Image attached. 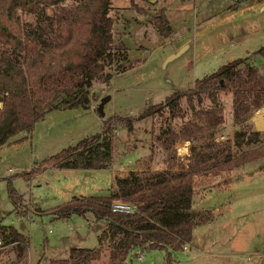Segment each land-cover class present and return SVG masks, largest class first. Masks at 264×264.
Listing matches in <instances>:
<instances>
[{
    "label": "trees",
    "instance_id": "16d2710c",
    "mask_svg": "<svg viewBox=\"0 0 264 264\" xmlns=\"http://www.w3.org/2000/svg\"><path fill=\"white\" fill-rule=\"evenodd\" d=\"M111 5V0H0V146L15 134L31 131L52 111L90 107V89L107 77L109 69L116 66L126 72L135 66L137 61L129 60L124 42L115 44ZM22 15H32L34 21ZM152 20L163 37L170 35L164 12ZM251 55L264 60V46ZM222 94L232 96L233 120L239 129L223 141L212 136L197 144L198 135L214 134L225 123ZM263 107L264 61L258 66L250 58L224 64L197 79L192 88L150 104L136 118H161L157 139L166 150L180 140H190L189 163L182 162L180 168L171 164L158 170L131 169L115 176L110 194L74 196L40 209V214L56 218L92 212L106 221L97 246L72 247L68 257L52 259L50 264H79L99 257L105 247L111 248V264H125L133 251L146 246L167 249L169 264H175L172 250L184 249L194 227L214 217L211 211L193 209L196 175L219 174L264 158V131L249 123ZM177 119L183 120L179 128L173 123ZM111 120H105L101 133L84 136L42 158L35 167L7 177L12 210L28 214L26 198L11 185L12 177L30 178L51 166L110 167ZM121 120V116L116 119ZM117 198L137 203V210H114ZM0 240L5 245L22 243L25 251L27 236L13 224L0 223Z\"/></svg>",
    "mask_w": 264,
    "mask_h": 264
},
{
    "label": "rangeland",
    "instance_id": "374dc122",
    "mask_svg": "<svg viewBox=\"0 0 264 264\" xmlns=\"http://www.w3.org/2000/svg\"><path fill=\"white\" fill-rule=\"evenodd\" d=\"M239 1L242 6L253 5L255 1V7L226 23H217L236 0H111L115 44L124 42L129 60L137 61L135 66L126 72L118 71L116 66L109 69L107 77L96 81L90 89V107L52 111L31 131L21 133L23 136L15 134L0 146L3 149L0 151V223L13 224L29 237V256L20 264H35L39 258L41 261L37 263L50 264L52 259L68 257L72 247H95L106 225L105 220L94 219L91 212L87 216L75 213L66 218H56L50 213L35 216L40 209L69 200L74 194H106L115 182V174H126L134 168L149 171L171 164L180 168L182 162L189 163L190 140H180L173 149L166 150L157 139L161 118L139 120L136 117L150 104L165 101L174 91L192 88L197 79L238 58H250L252 63L261 66L264 60L260 56L253 58L251 54L264 46V10L260 9L264 0ZM163 7L173 20L174 30L189 28L184 38L192 40V47L187 50V46L167 67L164 63L171 55L169 51L179 47L184 39L174 30L168 37L158 34L152 18L165 13ZM22 18L34 21L32 15H22ZM209 20L217 24L207 27ZM239 35H242L241 41L219 46L221 41ZM242 47L249 49V56L241 51ZM108 94L111 99L105 104L102 116L99 104ZM220 101L225 123L214 134L198 135L197 144L209 141L212 136L223 141L239 129L233 120L231 94H222ZM120 116L124 120L116 121ZM128 117L134 119H126ZM108 118L112 119L110 167L51 166L34 177H12L11 185L26 198L27 215L34 216L17 218V212L12 210L7 177L35 167L42 158L84 136L101 133ZM259 121L263 123L261 127ZM182 122L173 121L177 128ZM249 123L264 131V107ZM30 134L32 146L28 144L20 150L10 148L12 142H20ZM124 163L129 167L120 168ZM193 198V204L212 209L214 217L195 228L197 245L193 251L172 250L175 264H264V158L219 174L196 175ZM215 206H221L222 210H215ZM196 247L202 251L205 247L207 251H195ZM111 252V248L105 247L99 257L92 256L79 264H111ZM138 252L144 255L142 259L138 258ZM125 264H169L168 250L150 246L138 248Z\"/></svg>",
    "mask_w": 264,
    "mask_h": 264
},
{
    "label": "crops",
    "instance_id": "0c3cea01",
    "mask_svg": "<svg viewBox=\"0 0 264 264\" xmlns=\"http://www.w3.org/2000/svg\"><path fill=\"white\" fill-rule=\"evenodd\" d=\"M153 1H155V0H153ZM112 6V5H111ZM235 6H239V8L238 9H234L233 7H235ZM113 7V6H112ZM254 7H255V1H254V4L253 5H244V6H242V2H237V0H236V3H234L231 7H229L228 9H227V11L225 12V14L223 15V16H221V17H219V21L217 22V23H226L229 19H231V20H233V17H235V16H237L238 14H244L245 12H248V11H250L251 9H254ZM263 7H264V5H261V8L260 9H263ZM163 8H165V14H166V16H167V18H168V20H169V22H170V26H171V28H172V31L174 30V27L171 25V22L173 21L171 18H169L168 17V15H167V13H166V7H163ZM264 10V9H263ZM175 20H179V19H175ZM217 23H214L212 20L210 21H207V27L209 26V27H213V25H216ZM175 24V23H174ZM177 24H179V25H181L182 24V22H178ZM183 24H184V22H183ZM183 27H185V26H183ZM195 29V28H194ZM188 31H190V29L189 28H186L185 30H183V31H180V30H177V31H173V32H179L181 35H182V37H180V38H183L184 39V42L179 46V47H174L172 50H170L169 51V53L168 54H172V53H175V52H177L178 50H180L181 48H184V47H187V46H189V48L187 49V50H189L191 47H192V40H191V38L189 37V38H184L186 35H187V33H188ZM158 34H159V32H158ZM242 36V35H241ZM241 36L239 35V36H237V37H231V39H229V40H223V41H221L220 43H219V46L220 47H224V46H226L229 42H232V41H236V42H238V41H241ZM241 51H243L244 53H246L247 54V56H249V49H247V48H245V47H242V50ZM176 59V58H175ZM169 63V62H168ZM168 63L165 65V67H167V65H168ZM33 135V134H32ZM32 141H33V136H31V134L27 137V138H24L23 140H21L20 142H12L9 146H10V148L11 149H14V150H20V149H24L25 148V146H27L28 144L30 145V146H32ZM3 145V144H2ZM188 147H187V145H186V149H187ZM0 151H3V149L0 147ZM112 167V166H111ZM59 168H68V167H59ZM120 168H123V165H122V167H120ZM119 169V168H118ZM134 169H138V168H134ZM163 169V168H162ZM120 175H123V174H120ZM115 176H116V174L114 175V179H115ZM32 177V176H31ZM33 177H34V175H33ZM113 188H114V181H113V185H112V187L110 188V190H109V192L108 193H106V194H110L111 193V191L113 190ZM213 190V188H209V191H212ZM93 194H96V193H93ZM84 195H91V194H74L72 197H74V196H84ZM29 199V198H28ZM193 200H195L194 198H193ZM33 201H35V200H33ZM35 202H37V201H35ZM37 203H39V202H37ZM193 209H196V210H212V209H210V208H201L200 207V205H197L195 202H194V204H193ZM214 209L215 210H218V211H220V210H222V207L221 206H215L214 207ZM212 213H213V210L211 211ZM92 213V212H91ZM89 213H87V215H88ZM93 214V213H92ZM36 215H38V216H40V215H42V214H38V212H37V214H35V216ZM86 215V216H87ZM15 216L18 218V217H20L21 215H19L18 213H15ZM27 216H29V218H31V216L30 215H27ZM34 217V216H33ZM32 217V218H33ZM31 218V219H32ZM93 218L95 219V216H94V214H93ZM213 220V219H212ZM209 221H211V220H209ZM199 225H201V224H199ZM199 225H196L195 227H194V230H195V228L197 227V226H199ZM106 226V225H105ZM194 230H193V238H192V240L187 244V247H185L186 249H188L189 251H193V247H194V245H197V242H194ZM24 234V233H23ZM25 235V234H24ZM25 236H27V242L26 243H24L25 244V248H26V250L24 251L22 248H21V246L23 245L22 243L21 244H17V243H11V244H6V245H4V246H2V247H0V264H20L21 262H23V260H25V257H26V259H27V257L29 256V254L27 255V251H29V244H28V242H29V237H28V235H25ZM99 236V235H98ZM4 248H7V249H5V250H3ZM140 248H143L144 249V247H140ZM203 249V251L202 250H200V249H197V247H196V249H194L195 251H199V252H205V250L207 251V249L205 248V247H203L202 248ZM210 251V250H209ZM40 262L41 261V258H39L38 260H37V262ZM35 263V264H39V263ZM41 264V263H40Z\"/></svg>",
    "mask_w": 264,
    "mask_h": 264
},
{
    "label": "built area",
    "instance_id": "2783aa9c",
    "mask_svg": "<svg viewBox=\"0 0 264 264\" xmlns=\"http://www.w3.org/2000/svg\"><path fill=\"white\" fill-rule=\"evenodd\" d=\"M176 35H178V33H176ZM125 167H129V165L124 163L123 168H125ZM112 208L116 211L132 212V211L137 210L138 205L135 202L126 201V200H123L121 198H117V199H114L113 204H112ZM2 246H4V244H2V242L0 240V247H2ZM185 247H187V245ZM143 256L144 255L142 253L138 252V258L139 259H142Z\"/></svg>",
    "mask_w": 264,
    "mask_h": 264
},
{
    "label": "water",
    "instance_id": "95a60500",
    "mask_svg": "<svg viewBox=\"0 0 264 264\" xmlns=\"http://www.w3.org/2000/svg\"><path fill=\"white\" fill-rule=\"evenodd\" d=\"M263 9H264V7H263ZM185 48H186V47L181 48V49L178 50L177 52L172 53L171 55H169V57L166 59V61H165V63H164V66H165L168 62H170V61L174 60L175 58L179 57V56L184 52L183 50H185ZM110 99H111V95H109V94L106 95V96H104V97L101 99V102H100V104H99V108H98V110H99V112H100V114H101L102 116L105 115V111H104L105 104H106Z\"/></svg>",
    "mask_w": 264,
    "mask_h": 264
}]
</instances>
